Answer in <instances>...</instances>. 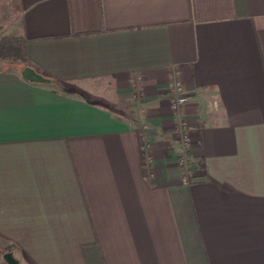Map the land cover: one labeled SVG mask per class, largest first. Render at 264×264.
I'll use <instances>...</instances> for the list:
<instances>
[{
    "label": "crops",
    "instance_id": "obj_1",
    "mask_svg": "<svg viewBox=\"0 0 264 264\" xmlns=\"http://www.w3.org/2000/svg\"><path fill=\"white\" fill-rule=\"evenodd\" d=\"M12 1L0 38L27 59L0 67V249L264 264V0Z\"/></svg>",
    "mask_w": 264,
    "mask_h": 264
},
{
    "label": "built area",
    "instance_id": "obj_2",
    "mask_svg": "<svg viewBox=\"0 0 264 264\" xmlns=\"http://www.w3.org/2000/svg\"><path fill=\"white\" fill-rule=\"evenodd\" d=\"M172 89L175 94L171 99L172 107L178 110L183 104L188 101V93L184 86L180 82H175L172 84ZM180 127V152H179V163L183 168L184 179L187 182L192 174V168L190 159L188 158V147L190 143V138L185 130L184 123H179Z\"/></svg>",
    "mask_w": 264,
    "mask_h": 264
},
{
    "label": "rangeland",
    "instance_id": "obj_3",
    "mask_svg": "<svg viewBox=\"0 0 264 264\" xmlns=\"http://www.w3.org/2000/svg\"><path fill=\"white\" fill-rule=\"evenodd\" d=\"M13 2L14 1L9 0L7 4L5 0H0V19H7L9 21H12L14 19V16L17 12L15 10V5H13ZM22 65V60L16 55L10 53L4 58H0V67L3 66L20 69ZM0 251L5 264H11V262L6 258V253H8L10 250H7V248L3 247L0 249Z\"/></svg>",
    "mask_w": 264,
    "mask_h": 264
},
{
    "label": "trees",
    "instance_id": "obj_4",
    "mask_svg": "<svg viewBox=\"0 0 264 264\" xmlns=\"http://www.w3.org/2000/svg\"><path fill=\"white\" fill-rule=\"evenodd\" d=\"M9 53L16 55L22 61H26L25 47L20 35H6L0 38V58L6 57Z\"/></svg>",
    "mask_w": 264,
    "mask_h": 264
},
{
    "label": "water",
    "instance_id": "obj_5",
    "mask_svg": "<svg viewBox=\"0 0 264 264\" xmlns=\"http://www.w3.org/2000/svg\"><path fill=\"white\" fill-rule=\"evenodd\" d=\"M6 258L11 262V264H18L17 261L11 255V253H6Z\"/></svg>",
    "mask_w": 264,
    "mask_h": 264
}]
</instances>
